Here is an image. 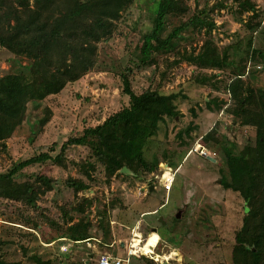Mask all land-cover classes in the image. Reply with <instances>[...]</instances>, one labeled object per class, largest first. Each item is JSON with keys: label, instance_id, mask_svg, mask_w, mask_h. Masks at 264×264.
<instances>
[{"label": "rangeland", "instance_id": "1", "mask_svg": "<svg viewBox=\"0 0 264 264\" xmlns=\"http://www.w3.org/2000/svg\"><path fill=\"white\" fill-rule=\"evenodd\" d=\"M4 1L14 15V9L23 8L20 0ZM34 1L29 0L31 7ZM161 1L130 0L111 19V33L96 43L93 68L60 92L29 100L21 122L0 139V174L41 153L52 156L14 176V183L26 185L20 198L0 196V259L5 264H98L101 253L127 258L129 250L136 251L131 247L134 230L160 260L137 252L125 264L241 263L234 247L248 204L221 182L228 173L224 146L235 143L238 154L255 145L258 127L230 112L228 85L238 72L264 88V60L254 53L264 54V0H251L255 10L243 13L235 0H182L167 16L159 43L179 26H191L182 28L173 49L158 50L143 63V37L152 30ZM71 3L56 0L44 16L62 17ZM2 21L16 23L13 17ZM207 40L220 52L230 48V67L202 64ZM25 52L0 44V78L33 76L36 58ZM123 74L138 95L147 90L173 94L177 115L159 121L143 147L151 169L140 164L137 172L121 169L109 176L89 146L75 145L64 154L61 147L129 106ZM209 132L212 137L205 141ZM198 144L207 155L194 150ZM161 163L177 170L169 192L157 179ZM80 182L86 187L80 188ZM76 224L90 238H69Z\"/></svg>", "mask_w": 264, "mask_h": 264}, {"label": "trees", "instance_id": "2", "mask_svg": "<svg viewBox=\"0 0 264 264\" xmlns=\"http://www.w3.org/2000/svg\"><path fill=\"white\" fill-rule=\"evenodd\" d=\"M55 1L35 0L31 7L29 0H20L23 8L19 11L14 9V15L13 10L7 8L8 4L0 0V44L14 52L26 51L28 57L36 58L33 76L11 74L0 78L1 140L8 138L21 122L29 100L56 94L68 82L79 79L93 68L96 43L111 33V19L117 18L130 0H72L62 17L44 16L48 4L53 5ZM181 2L161 1L154 26L143 37L140 50L143 63H147L158 50L173 49V41L182 28L191 26L190 22L179 26L159 43L167 16L178 10ZM235 2L240 7L239 12L255 10L251 0ZM87 5L90 8H85ZM11 17L16 21L14 25L2 21ZM194 20L193 23L201 21ZM207 25L210 29L215 26L212 21ZM229 50L225 48L220 52L215 44L207 40L201 62L204 66L228 68L233 64ZM254 53L264 60L261 50ZM241 75L243 73L237 72L228 85L232 97L229 110L241 120L250 121L258 127L256 144L246 145L238 154L235 153V143L224 146L228 173L221 178V182L226 188L239 191L248 204L244 224L236 236V260L237 257L241 259L239 264H264V88L245 81ZM122 77L123 92L130 98L129 106L114 113L102 124L86 128L83 135L68 139L61 147L64 154L75 145L89 146L109 176L124 167L137 172L140 164L151 169L143 157V147L147 139L156 133L159 121L177 115L173 94L147 90L138 95L132 90L128 75L123 74ZM211 137L209 132L203 139L206 141ZM50 159L52 156L49 153H41L19 162L7 173H1L0 196L20 198L26 185L14 183V176L28 166ZM157 166L158 162L152 168ZM159 170L160 175L162 169ZM79 186L86 187L83 182ZM32 203L35 202L32 200ZM68 237L76 241L90 238L79 224L70 228ZM0 264L5 263L0 259Z\"/></svg>", "mask_w": 264, "mask_h": 264}, {"label": "built area", "instance_id": "3", "mask_svg": "<svg viewBox=\"0 0 264 264\" xmlns=\"http://www.w3.org/2000/svg\"><path fill=\"white\" fill-rule=\"evenodd\" d=\"M194 150L203 155H207V152H208L205 146L202 144H198L194 148ZM160 168L162 169V172L160 175L157 176L158 182L162 188H164L167 192H169L173 188L177 170L165 163H161ZM128 254H129V257L121 258V257L115 256L112 254L101 253L99 254L97 258V263L98 264H125L127 261H129L130 256L136 253H134L133 250H129Z\"/></svg>", "mask_w": 264, "mask_h": 264}, {"label": "bare ground", "instance_id": "4", "mask_svg": "<svg viewBox=\"0 0 264 264\" xmlns=\"http://www.w3.org/2000/svg\"><path fill=\"white\" fill-rule=\"evenodd\" d=\"M133 235H134V237L132 239V244L133 245H131V247L136 249V251L135 250L133 251L134 253L140 252L143 255H146L148 257L154 258L156 260H160V255L156 253L157 250L155 251V250L149 248L148 246H145L142 243L143 239H142L141 234L138 231L134 230ZM158 250H160V249H158Z\"/></svg>", "mask_w": 264, "mask_h": 264}, {"label": "water", "instance_id": "5", "mask_svg": "<svg viewBox=\"0 0 264 264\" xmlns=\"http://www.w3.org/2000/svg\"><path fill=\"white\" fill-rule=\"evenodd\" d=\"M122 171H123V172H127V171H128V168H127V167H124V168L122 169ZM151 189H154V187L152 186ZM181 214H182V211H179V213L177 214V217H180Z\"/></svg>", "mask_w": 264, "mask_h": 264}]
</instances>
